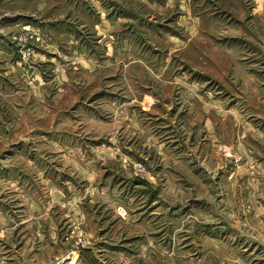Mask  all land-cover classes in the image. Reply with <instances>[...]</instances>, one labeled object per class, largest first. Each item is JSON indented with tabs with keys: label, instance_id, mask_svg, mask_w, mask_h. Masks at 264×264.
I'll return each mask as SVG.
<instances>
[{
	"label": "rangeland",
	"instance_id": "1",
	"mask_svg": "<svg viewBox=\"0 0 264 264\" xmlns=\"http://www.w3.org/2000/svg\"><path fill=\"white\" fill-rule=\"evenodd\" d=\"M0 264H264V0H0Z\"/></svg>",
	"mask_w": 264,
	"mask_h": 264
}]
</instances>
